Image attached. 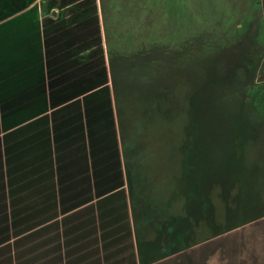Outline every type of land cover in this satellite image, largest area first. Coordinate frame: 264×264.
<instances>
[{
    "label": "crops",
    "instance_id": "0c3cea01",
    "mask_svg": "<svg viewBox=\"0 0 264 264\" xmlns=\"http://www.w3.org/2000/svg\"><path fill=\"white\" fill-rule=\"evenodd\" d=\"M107 48L102 0H0L7 264H140Z\"/></svg>",
    "mask_w": 264,
    "mask_h": 264
},
{
    "label": "rangeland",
    "instance_id": "374dc122",
    "mask_svg": "<svg viewBox=\"0 0 264 264\" xmlns=\"http://www.w3.org/2000/svg\"><path fill=\"white\" fill-rule=\"evenodd\" d=\"M102 4L105 34L109 47L117 53L149 51L155 45L154 56L164 59V51L187 50L192 44L205 49L196 50L184 64L175 65L167 78H155L158 84L154 90L147 81L140 87L126 81L122 90L125 98L120 99L118 111L125 145L138 148L139 214L134 200L138 228L143 232L144 210L151 217L155 213L157 221L168 214L186 212L191 181L187 166L181 164L183 142L196 133L198 146L207 145V156L220 161L228 155L231 138L241 122L247 130L255 131L258 143L250 146L252 152L247 148L233 156L242 160L238 167L249 191L230 193L238 201L251 203L258 200L255 190L262 188L264 198V0H102ZM161 87L167 93L161 94ZM199 87V95L192 100L193 90ZM200 151L196 157L204 154ZM254 162L261 165L260 171ZM231 180L235 179H223L226 184H232ZM256 211L251 206L240 218ZM182 224L178 233L186 228L187 221ZM217 224L225 227L226 219H218ZM254 224L219 234L214 239L220 240L198 244L186 257L165 263L241 264L247 260L254 264V257L261 264L264 217ZM170 239L162 251L176 245L172 244L175 239ZM217 255L240 259L218 263L212 259ZM0 262L7 264L8 254Z\"/></svg>",
    "mask_w": 264,
    "mask_h": 264
},
{
    "label": "trees",
    "instance_id": "16d2710c",
    "mask_svg": "<svg viewBox=\"0 0 264 264\" xmlns=\"http://www.w3.org/2000/svg\"><path fill=\"white\" fill-rule=\"evenodd\" d=\"M106 41L114 100L116 102L117 110L120 99L125 96L122 94V90H124V86H126V81L133 83L138 87L142 86V81H147L150 83L149 87L154 90L158 84L156 83L157 78L163 80V78L170 76L171 69L175 65L184 64L196 50L205 51V49H201V46H194V44H192L193 46H190L187 50L177 49L172 52L164 51V59H159L154 56L155 45H152L149 51L132 52L124 55L111 50L107 34ZM127 60L128 65L126 64ZM142 60L144 61L142 62ZM159 73L163 76H159ZM200 89L201 88L199 87L193 90L191 95L192 100L197 98ZM164 92L167 93L166 88L161 87V94ZM154 96L156 97V92ZM195 108L196 107L193 108V116L197 118ZM119 123L129 196L134 217L137 219V213H141L140 208H138L141 195L138 174L139 166L136 158L138 148L136 146L130 148L125 145V131L123 130L124 128L121 122ZM132 133L135 135L136 131L133 130ZM133 134L132 136L134 138ZM195 134L191 135L190 139L184 141L181 146V150L184 154L181 164L187 166L186 174L191 181L190 191L186 198V212H183L180 215L176 214V216L168 214L167 217L166 215L164 217L162 216L161 219L157 221L155 220V213H153L151 217V215L145 213L144 210V215H141L144 230L142 232L140 227L138 228V225L136 230L138 234L140 264H166L165 262L168 261L179 260L186 257L190 248L201 243H203V245H208L213 240H220V237L214 239L215 236L227 231H233L240 226L241 229L254 227L256 224L253 226L252 224L257 219L264 217V198L261 193L262 188L255 190L254 196L258 197V200L251 199V203L245 200L243 202L238 201L237 198H234L230 193L236 189L239 193L249 191V188L244 186L243 179L245 177L238 167V164L242 163V160L240 158L237 160L236 157L233 156L236 155V151H245L247 148L252 152L250 146H253L254 143H258L255 131L247 130L245 125H243V122H241V126L235 131V134L231 138L228 155L225 154L220 161H218L217 158L212 159V157L207 156V153H209V151H207L208 146H198L197 141L194 139ZM199 150L204 154L196 157ZM200 163L206 165L201 166ZM254 164L257 166L255 167L256 170L260 171L261 165L256 162H254ZM199 166L202 167L200 171H198ZM229 177L235 179L231 180L233 181L232 184H226L225 181H223V179L227 181L230 180ZM260 194L262 199H260ZM134 200L138 203V210L135 208ZM233 201L238 203L233 204ZM251 206L253 209L257 210L256 213L240 218V214L243 215L246 213ZM135 210L138 212L136 213ZM237 216L239 219L234 220ZM222 218L226 219L227 224L225 227H218L217 221ZM184 221H187V226L184 230H181V232L178 233V230L181 228ZM204 231L205 233H203ZM170 238L175 239L172 244L176 245L172 248L170 247L169 251H162L163 248L167 249L166 245L169 244L168 241H171ZM212 257V259L218 261V263L223 260L225 263L232 260L236 262L240 259L237 258V256L234 258H222L221 255ZM251 259L254 264H257L256 258L252 257ZM241 264H248L247 260H243ZM261 264H264V260Z\"/></svg>",
    "mask_w": 264,
    "mask_h": 264
}]
</instances>
